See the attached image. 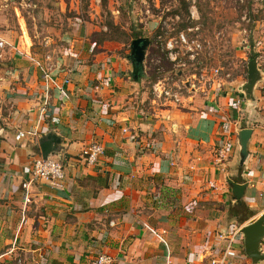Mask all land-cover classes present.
I'll return each instance as SVG.
<instances>
[{"label": "crops", "instance_id": "crops-1", "mask_svg": "<svg viewBox=\"0 0 264 264\" xmlns=\"http://www.w3.org/2000/svg\"><path fill=\"white\" fill-rule=\"evenodd\" d=\"M72 21L51 75L28 50L11 52L15 68L0 76V263L85 264L105 251L114 264H209L224 245L218 234L264 213V66L249 97L240 90L245 68L209 99L190 91L177 106L157 105L144 70L132 78L128 53L103 51L107 42ZM47 134L59 139L48 156L62 163L61 189L29 179ZM89 142L103 147L92 165L80 156ZM221 144L226 158L217 162ZM226 178L242 185L238 192ZM233 246L224 264H264L244 254L241 234ZM258 250L264 255V236Z\"/></svg>", "mask_w": 264, "mask_h": 264}, {"label": "rangeland", "instance_id": "rangeland-1", "mask_svg": "<svg viewBox=\"0 0 264 264\" xmlns=\"http://www.w3.org/2000/svg\"><path fill=\"white\" fill-rule=\"evenodd\" d=\"M183 1L187 12L183 11L179 0H0V39L4 43L0 76L6 69L15 68L8 63L11 52L21 57L29 50L33 57L29 62L34 66L38 62L42 64L46 53L54 58L57 50L65 45L62 35L73 27L72 20L85 30L89 28V36L95 42H107L108 48L103 51L110 53L113 49L121 57L129 52L131 27L152 43L160 25L168 36L180 30L188 39L199 41L201 50L197 57L201 65L226 69L222 71L229 75L225 79L237 72L244 73L250 58L248 54L252 53L240 49L239 41L246 36L247 41L252 42L259 34L264 35V0ZM195 27L198 29L194 30ZM154 53L150 44L143 60L144 87L150 99V86L156 74L151 70L154 64L149 57ZM160 65L165 70L171 68L163 57ZM184 68L187 69L181 72L182 78L196 72L199 65L188 61Z\"/></svg>", "mask_w": 264, "mask_h": 264}, {"label": "built area", "instance_id": "built-area-1", "mask_svg": "<svg viewBox=\"0 0 264 264\" xmlns=\"http://www.w3.org/2000/svg\"><path fill=\"white\" fill-rule=\"evenodd\" d=\"M193 12L191 10L190 14ZM197 29V27L194 28V30ZM151 44L153 45L155 53L149 59L154 64V68H151V70L156 74L155 80L150 86V100L153 104L177 106L180 104L184 93L190 91H197L202 98L209 99L211 98L212 92H214L215 86L217 87L222 84L225 77L229 76L228 73L222 72L226 69L218 66L210 67L201 65L197 57L198 52L201 50L199 41L196 38L188 39L183 31L178 30L173 33V36H168L166 32H162L160 25L159 31L157 28L153 37V43L151 41ZM3 46V40L0 39V56L2 55ZM239 47L247 53L251 52L258 68H262L261 65H264V43L261 38H256L252 42H248L246 36H244L239 41ZM161 57L169 62L171 68H167L168 71L160 65ZM188 61L196 62L199 68H197L196 72L188 73L185 78H182L181 72L187 69L184 67ZM35 66L40 68L38 63ZM42 66L45 68V74L51 75L55 68L54 58L46 53ZM167 72H171L172 74L163 75ZM68 73V70H64L63 78L60 81V90L69 83ZM48 97L46 93L44 104L48 103ZM240 102V98L234 100V104L236 105H239ZM102 154L103 147L97 142H89L80 152L83 161L89 165L94 164ZM215 155L217 162H223L225 160L226 152L223 144L216 148ZM64 176L62 163L58 159L51 156L42 157L40 153L32 157L29 170V179L31 181L45 182L52 188L61 189ZM239 229H234L228 235L226 233L218 234V237L224 240V245L216 257L209 259V264H224L228 258L235 256L236 252L233 243L239 236ZM114 261V256L109 252L99 251L89 254L85 264H114Z\"/></svg>", "mask_w": 264, "mask_h": 264}, {"label": "water", "instance_id": "water-1", "mask_svg": "<svg viewBox=\"0 0 264 264\" xmlns=\"http://www.w3.org/2000/svg\"><path fill=\"white\" fill-rule=\"evenodd\" d=\"M151 44V40L147 37H136L129 42V52L127 57L131 64V76L134 80L138 78L143 70V60L146 48ZM246 67V82L240 87L241 92L245 97H249V92L254 84L261 78V71L258 69L254 57L249 58L245 64ZM250 133V129L244 128L238 132L240 143V161L246 155L245 139ZM59 139L54 134H47L38 141V148L42 157L48 156L53 150ZM226 183L234 194L238 192L242 185L232 182L226 178ZM239 234L243 237V251L244 254L250 258L252 263L264 258L258 250L259 241L264 236V213L260 214L253 222L242 226L239 229Z\"/></svg>", "mask_w": 264, "mask_h": 264}, {"label": "trees", "instance_id": "trees-1", "mask_svg": "<svg viewBox=\"0 0 264 264\" xmlns=\"http://www.w3.org/2000/svg\"><path fill=\"white\" fill-rule=\"evenodd\" d=\"M103 1V0H102ZM180 1V6H181V8L183 9V11L184 12H187V6H186V3L183 1V0H179ZM108 26L109 27H111L112 25H111V23H109L108 24ZM112 28V27H111ZM117 28V27H116ZM131 29V32H130V34H129V40L128 41H130L131 39H133V38H136V37H140L141 36V34H139V33H135L133 30H132V27L130 28ZM105 35V34H104ZM248 57H253V54H248ZM129 59V58H128Z\"/></svg>", "mask_w": 264, "mask_h": 264}]
</instances>
